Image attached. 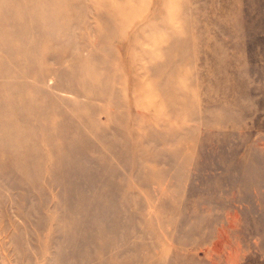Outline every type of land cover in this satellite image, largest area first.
I'll use <instances>...</instances> for the list:
<instances>
[{
  "label": "rangeland",
  "instance_id": "rangeland-1",
  "mask_svg": "<svg viewBox=\"0 0 264 264\" xmlns=\"http://www.w3.org/2000/svg\"><path fill=\"white\" fill-rule=\"evenodd\" d=\"M0 264H264V0H0Z\"/></svg>",
  "mask_w": 264,
  "mask_h": 264
},
{
  "label": "bare ground",
  "instance_id": "bare-ground-1",
  "mask_svg": "<svg viewBox=\"0 0 264 264\" xmlns=\"http://www.w3.org/2000/svg\"><path fill=\"white\" fill-rule=\"evenodd\" d=\"M146 22V21H145ZM137 23V22H136ZM2 127V126H1Z\"/></svg>",
  "mask_w": 264,
  "mask_h": 264
}]
</instances>
